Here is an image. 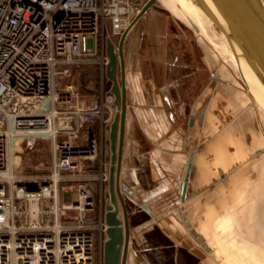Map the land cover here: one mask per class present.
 Returning a JSON list of instances; mask_svg holds the SVG:
<instances>
[{
  "label": "built area",
  "instance_id": "obj_1",
  "mask_svg": "<svg viewBox=\"0 0 264 264\" xmlns=\"http://www.w3.org/2000/svg\"><path fill=\"white\" fill-rule=\"evenodd\" d=\"M138 13L133 0H0V264H104L94 166L111 117L89 85L95 75L104 94L107 41ZM43 136L50 173L15 174V153Z\"/></svg>",
  "mask_w": 264,
  "mask_h": 264
},
{
  "label": "rangeland",
  "instance_id": "obj_2",
  "mask_svg": "<svg viewBox=\"0 0 264 264\" xmlns=\"http://www.w3.org/2000/svg\"><path fill=\"white\" fill-rule=\"evenodd\" d=\"M143 21L146 25L161 26L164 42L167 41L165 45L172 48L176 52V56L179 57V62L187 67L183 68L182 79L176 70H173L179 76L176 81L174 77L176 75L171 73L165 80H161V77L158 78L157 92L161 97L156 98L157 105L154 106V112L149 111L150 103L144 104L143 98H135L136 101L131 98L134 104H131L129 99V115L133 121H140L135 130L136 138L139 141L137 150L141 155L140 158L142 160L146 158L147 163L152 161L153 173L159 179L158 183L165 181L167 184L168 182L169 189L173 190L159 195L158 190L154 192L156 188H152L153 184H147L151 189L146 188V192L141 191L139 197L143 200L145 198L151 204L160 200V206L167 207L165 211V216H167H164L160 221L170 231L172 221L167 217H174L173 222L179 223L178 227H181L180 212L183 208L193 223L205 232L211 246L227 260L240 263L243 259L241 246L244 243L243 245H248L251 250L250 264H264V225L256 227V225L264 223V208L262 222L255 223L256 204L254 203L255 199L257 201V197H259L255 198L254 190L264 184V179L262 181V173L264 174V156H262L264 155V114L252 104V97L246 86L239 80L236 71L231 69L227 53L220 40L217 39L216 32L206 24L205 17L198 16L197 18V24L201 28H205L206 31V33L200 34L177 20L170 12L163 9L160 2H157ZM217 27L221 30L218 24ZM151 38L148 33L143 39L138 62L140 72L136 74L138 75L139 88L145 87L147 83L142 64H144L145 58L150 57ZM113 40L115 39L111 41L113 42ZM114 42L116 43V41ZM203 52L205 53L203 54ZM169 54L172 55L171 63L175 62V53L170 52ZM86 74L85 71L82 72L80 78L84 79ZM90 75H93L92 71ZM157 75L159 76V74ZM133 80L131 81L132 85L137 83ZM98 85L99 81L93 75L89 87L100 96V102L105 108L104 118L108 119L110 116L112 120L113 108L110 106L106 108L107 94L105 91L109 89L107 81L104 84L103 95ZM206 101H209L208 115L204 125L197 127L198 131L196 130L197 139L200 141L196 160L199 159L193 169L189 187V191L195 192V196L185 205H180L181 208H177L175 202L180 201L178 193L181 187L182 165L185 166L191 150L190 143L187 141L190 132L189 121L193 111L196 108H201ZM168 103L176 114L175 122L171 119ZM242 118L244 119L241 120ZM145 120L151 125L150 128H145ZM142 123L144 127H141ZM179 129V134H175V131ZM99 130L98 158L94 166V172L99 176V181H97V193L94 194L96 209L92 212L98 217L103 215L108 205L105 194L106 184L102 177L105 178L104 175L108 173V169L110 176V162L106 159L111 156L109 147L106 146L107 129L103 127L102 133L100 127ZM222 136L223 139L220 138ZM219 138L222 142L221 146L212 149V145L216 144ZM260 149H263V154L256 156V151ZM217 150L221 151L218 153ZM147 153L148 155H146ZM14 157L15 174L47 176L52 165L51 139L48 136L40 137L35 142L34 150H27L23 147L20 152L15 153ZM262 157L263 159H261ZM258 161L263 166L258 167ZM220 168L227 172V174L225 172V176L228 175V177L225 181L220 180ZM160 188L161 185L157 186V189ZM160 196L162 198L158 199ZM173 202L174 204H172ZM249 204L254 207L245 209ZM243 211L247 212L243 214ZM120 212L122 219V209ZM170 213H174V216H171ZM260 215L261 213L258 217ZM149 221V215L137 217L132 223L130 221L131 236L132 229L135 231L132 247L136 254H133L136 264H173L172 255L160 256L155 251L162 243H168V240L166 241L162 235H159L157 230L147 234L136 232L140 226L146 225L145 223ZM256 229L257 233L263 232V234L251 240L252 235L256 234ZM175 233L180 237L185 236L187 241L192 242L188 233L181 230L175 231ZM104 239L105 236L101 232L96 233L97 257L101 255ZM172 242L169 241V244L172 245L174 243ZM173 246L175 247V243ZM257 246H260L261 249L259 256L262 255V257L260 258L258 254L255 256L256 252L252 251ZM139 249L144 254H141ZM145 254L147 257L144 256ZM193 259L198 264H205L194 256ZM208 262L215 264L211 260Z\"/></svg>",
  "mask_w": 264,
  "mask_h": 264
},
{
  "label": "water",
  "instance_id": "obj_3",
  "mask_svg": "<svg viewBox=\"0 0 264 264\" xmlns=\"http://www.w3.org/2000/svg\"><path fill=\"white\" fill-rule=\"evenodd\" d=\"M196 1L223 30L225 38L235 57L243 83L253 99L252 104L255 103L264 109V0ZM157 2H160V0L149 1L142 13L133 20L130 27L120 37L118 46L111 40L107 41V55L109 58L107 78L113 83V87L109 94L116 98L115 105L121 108V113L116 116L111 126V157L107 159L108 161L111 160L112 164L109 180V198L111 205L107 207L106 213L107 241L104 246V264H127L131 243V223L123 192L126 193L133 202L137 203L150 218L154 219L157 226L175 243V245L189 251L205 264H209V260L215 264H228L225 258L211 246L207 238L192 225L193 221L183 208L181 210L182 223L189 233V236L193 239L191 243L184 238L185 236L180 237L174 231H170L164 227V224L160 221L163 215L157 216L156 211L152 210L145 200L141 199L137 194L132 192V190L122 184L126 125L129 109L127 96L129 82L126 78L125 60L127 46H129V61L138 62L141 56V48L145 35L146 24L143 19ZM119 66L121 67L122 87H120L118 80ZM82 84H85L84 79H82ZM147 88V93H150V88ZM255 104L254 106H256ZM168 106L171 118L175 122L176 114L169 103ZM208 107L209 101H206L201 108H196L193 111L189 121L190 132L187 141L190 143L191 150L185 166L183 167L182 165V174L180 178L182 206L195 196V192H190L189 187L193 169L199 159L196 160L200 148V141L197 139L198 134L196 130L198 131L197 127H202L204 125L208 115ZM243 119L244 118L241 120ZM220 138L223 139V136ZM220 138L218 141L221 146L222 142ZM212 146H214V144ZM212 149L216 148L212 147ZM262 150L263 149L257 150L255 153L256 156H261ZM223 171L225 170L220 168L219 175L220 180L225 181L228 175L225 177ZM119 205L122 208V220L119 217Z\"/></svg>",
  "mask_w": 264,
  "mask_h": 264
},
{
  "label": "crops",
  "instance_id": "obj_4",
  "mask_svg": "<svg viewBox=\"0 0 264 264\" xmlns=\"http://www.w3.org/2000/svg\"><path fill=\"white\" fill-rule=\"evenodd\" d=\"M160 3H161L164 10L170 12L177 20L186 24L192 30H194L195 32L200 33V34L201 33L204 34L203 32L206 33V31H205V28H201V26H199L197 24V18H198V16H204L205 15V19L207 22L206 24L216 32L217 39L220 40V43L222 44V46L224 47V49L227 53L226 56H228L231 69L236 71V73L239 77L238 67H237L236 62L234 60V57L232 56L231 48L224 38V34L217 27L216 21L212 17H210L203 9L199 8L198 3L196 5L194 0H161ZM173 7H176V8L178 7L179 9L175 8L173 10L172 9ZM160 27L161 26H159V25L157 26V25H152V24L145 26V35L144 36H146V34L150 33V35L152 37L150 40V45H149L150 46V48H149L150 49V54H149L150 57L145 58V62H144V64H142V69L144 67V73H145L144 75L146 76V78L144 77L146 79L145 82L147 81V83L145 84V87L139 88V85H138V82H139L137 79L138 75H136V74L140 72L138 69V62L139 61L134 62V61H129V59H128V63H127V78H128V82H129L128 95H127L128 96V102L130 99L131 104L132 103L134 104V102L132 101L133 98H134V101L137 100L135 98H138V97L143 98L144 104H147V102L150 103V105H149V111L150 112H154V109H155L154 106L157 105V99L156 98L158 96H160L159 92H157L158 91L157 80H159L160 77H161V80L162 79L165 80V79H167L166 77L169 76L171 73L172 75H176V76H174L175 81H176L177 79H179V76H177V74L173 70H176V72L178 71L179 72L178 75H181V79H182L183 78V68L187 67V66H184L181 62H179V57L176 56V52H174L172 48H168V46L165 45V44H167V41L164 42L163 30ZM114 41H116V43ZM119 41H120V39H115V40H113V43L116 46H118ZM128 50H129V46H127V53L129 52ZM197 51H198V49H197ZM170 52L175 53L174 54L175 62H173V63H171V60H170L171 56H172L171 54H169ZM204 53L205 52H203V54ZM160 71H163V72H160ZM157 74H159V76ZM132 80H133V82L136 81L137 83L132 85V82H131ZM239 80L241 81L240 77H239ZM230 84H232V83H230ZM147 87L150 88V90H151L150 93H147L148 92ZM173 103H174L173 105L175 107V101ZM129 108H130V104H129ZM260 111L264 114L262 109H260ZM129 114L130 113L128 111V119H127V125H126V143H125L124 163H123V172H122V184L125 185L128 189L132 190V192H134L135 194L138 193L137 194L138 196L141 193V191L146 192V188L151 189V187H149L150 185L147 186V184H153L152 188H154V187L156 188V190L154 192H157V190H158V192H160L159 195H161L163 193L166 194L168 191H173V190L169 189L168 182H167V184L165 183V181H163V183L162 182L158 183L159 179L156 178L155 174L153 173V169H152V165H151L152 161H149V163H147L148 160H146V158H145V160H142L140 158L141 155H139L138 150H137V147L139 145V141L135 135L136 134L135 130L137 128L138 123H140V121L139 120L133 121ZM136 115H137V112H136ZM168 119H169V117H168ZM140 125H141V127H144L143 123ZM150 127H151V125L147 122V120H145V128L147 129ZM132 128H134V131H132ZM179 131H180V129L175 131V134H179ZM219 146H220V142L218 141V142H216V144L214 143L213 147L217 148ZM262 154H263V150H262ZM146 155H148V153ZM261 159H263V157ZM257 164H258V167L263 166L262 163H260V161H258ZM146 167H148V170H146ZM223 173H225V171H223ZM263 179H264V174L262 173V181H263ZM160 185H161V188L157 189V186H160ZM253 190H252V192L255 191V198H256V196H259V197H257V201H256V199L254 201V203L256 204V206H255V212H256L255 213V217H256L255 223H261L262 219H263V208H264V204H263L264 203V184L259 185L258 188H256L254 191ZM177 192H178V190H177ZM123 194H124L125 198H127V200H129L130 203L132 204V206L129 209L130 210V214H129L130 217H136L137 218L138 216L139 217L140 216L141 217L148 216V214L146 212H144L137 203L133 202L131 200V198H129V196L126 193L123 192ZM181 194H182V191H181V187H180L179 193H178V195L180 196V201L175 202V205L177 208H179L181 205ZM142 197L144 198V196H142ZM161 198L162 197L160 196V198H158V199H161ZM144 200L152 208V210L156 211L157 216H161V215H163V217L165 216V214H166L165 211L167 210V207L160 206V204H161V203H159L160 200L155 201L156 202L155 204L149 203V201L146 200L145 198H144ZM260 203L263 205H261ZM172 204H174V202ZM253 207H254L253 205L249 204V206L245 209H248V208L252 209ZM156 208H158V209H156ZM161 210H164V211H161ZM246 212L247 211H243V214ZM260 213H261V215L258 217V215ZM170 215L174 216V213H170ZM167 218L170 219V221H172L170 224L172 231L179 232L181 230L184 233H188L185 226L183 225V223H182L181 227L180 226L178 227L179 223L175 224L172 220L174 217L170 218V216H169ZM180 219L182 221L181 212H180ZM145 224L146 225L140 226L136 232L147 234L149 232L151 233L153 230H155V231L157 230L159 235H162L163 238L166 239V241L168 240V243H166V244L162 243L160 245V247L155 249V251L158 254H160V256L161 255H168V254L172 255L173 264H198L193 259L194 255L192 253L185 250L184 248L178 247L177 245H175V247L173 246L174 243L157 226L154 219L150 218V221L148 223H145ZM192 225L195 226L197 228V231H199L204 237L207 236V235H205L204 231L199 229L198 226L194 225L193 223H192ZM245 225H246V223H245ZM263 225H264V223H261V224L256 225V227H262ZM134 233H135V231L132 229V236H131L129 253L136 255L134 253V250L132 247V241L135 240ZM262 234H263V232L257 233V229H256V234L252 235L251 240L256 236L260 237ZM156 237H154V238H156ZM169 241H170V243L172 242L173 244L170 245ZM192 241H193V239H192ZM189 242L191 243V241H189ZM243 244L241 246L243 259L240 263H234L232 261H229L225 258V256H223L221 254L225 258L227 263H229V264H250L251 263V260H250L251 256L249 257V254L251 251L250 247L248 245H243ZM260 250H261L260 246H257V248L255 250H252V251L254 253L256 252L255 256L258 254V257L260 258V257H262V255L259 256ZM139 251L141 252V254H144L141 249H139ZM144 256L147 257L146 254Z\"/></svg>",
  "mask_w": 264,
  "mask_h": 264
},
{
  "label": "flooded vegetation",
  "instance_id": "obj_5",
  "mask_svg": "<svg viewBox=\"0 0 264 264\" xmlns=\"http://www.w3.org/2000/svg\"><path fill=\"white\" fill-rule=\"evenodd\" d=\"M149 1L150 0H133V2H134V4L139 8V13H138V15L137 16H139L141 13H142V11L144 10V8L147 6V4L149 3ZM151 10V9H150ZM149 10V11H150ZM149 11H148V13H149ZM128 53H126V78H127V63H128ZM128 79V78H127ZM118 80H119V85H120V87H122V74H121V67L119 66V69H118ZM107 84H108V86H109V89H110V91H111V88L113 87V83L111 82V81H109V82H107ZM115 102H116V98L114 97V104H113V109H112V120H111V123H110V125L112 126V124H113V122H114V120H115V118H116V116H118L120 113H121V108H118L116 105H115ZM108 126L106 129H107V139H106V146H108L109 147V150H110V152H111V144L109 145L108 144V140H109V134L111 133V131L109 132V128L111 129V126ZM108 158V157H107ZM107 160V159H106ZM108 161V160H107ZM108 162H110V172H111V167H112V164H111V161H108ZM111 175V174H110ZM109 178H110V176H109ZM108 188H109V191H110V186H108ZM125 197V196H124ZM125 201H126V204H127V207H128V210L130 209V207L132 206V204L130 203V201L129 200H127V198H125ZM107 207L108 206H106V210H107ZM122 209V208H121ZM129 214H130V210H129ZM141 217V216H140ZM139 216H138V218H140ZM144 217V216H143ZM136 217H130V221H131V223H132V221L135 219Z\"/></svg>",
  "mask_w": 264,
  "mask_h": 264
},
{
  "label": "bare ground",
  "instance_id": "obj_6",
  "mask_svg": "<svg viewBox=\"0 0 264 264\" xmlns=\"http://www.w3.org/2000/svg\"><path fill=\"white\" fill-rule=\"evenodd\" d=\"M160 2H161V0H160ZM194 2H195V4L197 5V1L196 0H194ZM198 6H199V4H198ZM199 8H201L200 6H199ZM202 9V8H201ZM203 17H205V15L203 16ZM217 23V22H216ZM218 24V23H217ZM219 25V24H218ZM220 27V26H219ZM221 28V27H220ZM197 29V28H196ZM198 30V29H197ZM222 30V29H221ZM222 32H223V30H222ZM203 33H205V32H203ZM223 34H224V32H223ZM203 36V35H202ZM224 37H225V35H224ZM225 40H226V38H225ZM227 41V40H226ZM228 43V42H227ZM229 45V44H228ZM230 46V45H229ZM231 53H232V50H231ZM232 56L234 57V55H233V53H232ZM234 59H235V57H234ZM236 62V61H235ZM237 65V64H236ZM238 67V66H237ZM238 71H239V68H238ZM239 77H240V79H241V82H242V84H244L243 83V80H242V77H241V74H240V71H239ZM244 86H245V84H244ZM248 93H249V91H248ZM249 95H250V93H249ZM251 96V95H250ZM255 104V103H254ZM256 105V107L257 108H259V109H262L263 110V112H264V109L261 107V106H259V105H257V104H255ZM111 126V125H110ZM109 130V132L111 131V129L109 128L108 129ZM109 136H110V134H109ZM110 138V137H109ZM109 145H110V139H109ZM109 157H111V156H109ZM108 157V158H109ZM107 158V159H108ZM111 161V160H110ZM109 169H108V173H107V179H106V191H105V194H106V201H107V203H108V205L107 206H110L111 205V202H110V198H109V190H108V186H109ZM107 190H108V192H107ZM125 198V197H124ZM121 206L119 205V217H121ZM121 219V218H120ZM123 219V218H122ZM121 219V220H122ZM129 249H130V247H129ZM127 264H136V259H135V257L133 256V254L132 253H129L128 252V257H127ZM229 264V263H228Z\"/></svg>",
  "mask_w": 264,
  "mask_h": 264
}]
</instances>
